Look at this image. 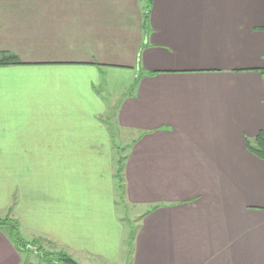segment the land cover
<instances>
[{"label":"crops","instance_id":"1","mask_svg":"<svg viewBox=\"0 0 264 264\" xmlns=\"http://www.w3.org/2000/svg\"><path fill=\"white\" fill-rule=\"evenodd\" d=\"M150 8L0 0V58L21 62L0 66V216L81 264H264V0ZM114 121L133 136L121 192ZM0 264L50 263L0 228Z\"/></svg>","mask_w":264,"mask_h":264},{"label":"rangeland","instance_id":"2","mask_svg":"<svg viewBox=\"0 0 264 264\" xmlns=\"http://www.w3.org/2000/svg\"><path fill=\"white\" fill-rule=\"evenodd\" d=\"M112 74H109V73ZM116 74V72L113 70H105L104 75L109 77H113ZM67 80H70L67 84V88L68 90H76V99H75V105L73 106L72 101H70V104L68 105V107H72L75 108L76 111H83L84 113H87L88 111H90L93 106H94V101H91L90 96L88 95V93L86 92V88L83 86L82 84V79H75L71 76H66ZM101 82V79L99 81V84ZM98 84V85H99ZM96 86V83L93 82L92 87ZM97 90V89H96ZM78 95H80V104L78 103ZM98 95L101 97L102 94L100 95L98 93ZM102 98V97H101ZM99 117V116H98ZM113 125L111 124L110 128L113 129V133L115 135V155L117 160H119L120 158H123L124 154L127 152V148L130 145L133 136H131L130 132H127L121 128L118 127V125H116L115 121L112 122ZM138 136V135H137ZM136 136V137H137ZM132 137V138H131ZM118 163V162H117ZM118 169V168H117ZM117 191H123V186L119 187V184L117 186ZM119 205H121L120 209L122 211V218L124 220V222H127V217L129 216L130 218L133 216L134 218V222L132 223H125V225H127L129 228H132L134 231V235L136 234L137 231V227L138 224L140 222V219L138 217L135 216V207L133 206H129L128 209H125L122 206V203L119 201ZM9 218L11 220H13L14 218H12L9 213H6L2 216H0V219H6ZM131 221V220H129ZM131 229V230H132ZM38 235H23L22 237L25 238L28 242L31 243V246L29 247H24L22 246V249H19V251L23 252V260L24 261H31V260H35V261H43L45 262L43 259H41V253L38 252L36 249H39L40 251H46V252H59V251H63L68 253L67 251H65L64 248L60 247L57 242H54L48 238L42 237V236H38ZM13 242V241H12ZM14 243V242H13ZM69 254V253H68ZM70 255V254H69ZM71 256V255H70ZM73 258L79 263L80 261H84L83 259H80L78 261V259L76 257L73 256ZM92 264H99V262L96 261H91ZM91 264V263H89Z\"/></svg>","mask_w":264,"mask_h":264},{"label":"trees","instance_id":"3","mask_svg":"<svg viewBox=\"0 0 264 264\" xmlns=\"http://www.w3.org/2000/svg\"><path fill=\"white\" fill-rule=\"evenodd\" d=\"M151 7V0H147V17ZM145 29L148 30V20L145 21ZM2 53L0 52V56ZM3 56H6L3 54ZM16 57L9 56L0 58V66H7L13 64H20ZM257 150L259 151V155L264 158V134H259L257 137ZM122 163L123 159L120 158L117 163V182L119 187L123 184V177H122ZM0 228L7 230L11 240L15 243V245L22 249V246L29 247L31 243L28 242L25 238L22 237L21 227L18 221L15 219L11 220L9 218L0 219ZM38 252L41 253V259L45 262L50 264H79L75 259H73L68 253L59 251V252H46L40 251L36 249Z\"/></svg>","mask_w":264,"mask_h":264}]
</instances>
